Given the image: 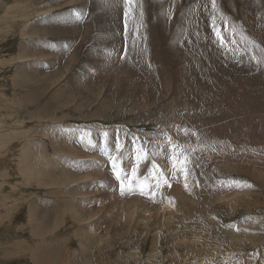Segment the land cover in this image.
Returning a JSON list of instances; mask_svg holds the SVG:
<instances>
[{"label":"rangeland","instance_id":"rangeland-1","mask_svg":"<svg viewBox=\"0 0 264 264\" xmlns=\"http://www.w3.org/2000/svg\"><path fill=\"white\" fill-rule=\"evenodd\" d=\"M69 1L0 0V264H264V0Z\"/></svg>","mask_w":264,"mask_h":264},{"label":"bare ground","instance_id":"bare-ground-1","mask_svg":"<svg viewBox=\"0 0 264 264\" xmlns=\"http://www.w3.org/2000/svg\"><path fill=\"white\" fill-rule=\"evenodd\" d=\"M92 1L93 0H74V1H69L67 4H75V3L79 4L80 3V4H83V6L88 7V6H91L90 3H92ZM204 19L205 18L200 17L198 19V22L202 23V22H204ZM245 45L248 47V50L250 51V49H249L250 45L247 44V43ZM262 53H263V51H262ZM131 76H133V75H131ZM231 92H233V93L232 94H226L227 95L226 97H228V99H232V97H233L232 95L235 94V91L233 89L231 90ZM243 96H244V93L242 95V98H240L239 96H238V98L243 100L244 99ZM240 103H241V101H240ZM241 113H242V116H240L238 118L242 119V122H244V120H246L247 111H242ZM67 136H69V137L67 139H65V142H70L71 144L76 143V141H74L73 139H77L78 137H82V138L85 137L84 135H81V136L75 135V136H73L72 134H67ZM210 138L213 139L212 136ZM52 140H53V142L56 143V146H57L58 139L57 138H52ZM3 145H4V140H3V144H2L1 147H3ZM70 154H72V153H70ZM165 155H168V154H165ZM165 155H157L156 157L149 159V161L152 163V166H154L157 162H160L161 159H163ZM187 157H188V155L185 154L184 152L179 153V152L176 151V153L173 156L168 155L167 162L171 161V162H175L176 163V161H182V160L184 161ZM113 162L116 163V168L119 171H123L127 167V160H125V157L122 156L121 154L118 155L117 157H113L109 161V165L107 166V168L108 167H112L113 168V166H112ZM135 170H136L135 175H133V170H132L129 173V177H128V182L130 183L132 189L134 190V193H133L134 196H133V203L128 205L127 213L131 212V215H134L135 214V212H134L135 209H138L137 207L139 205H141L142 202L144 200H147L148 198H151V199L158 198V199H160V202H159L160 204L158 206L153 207L152 210H145L143 208H139V210L141 209V211H140L141 213H139L137 215V224H138V226L146 229V228H148V226L152 222L153 218H158V219L159 218H165L167 215L172 214L175 209H179L181 207H184L187 204L190 205L193 209H196V208L200 207L199 204H197V203L192 201L191 195L187 194L186 191L180 192V193L175 195V194H173L170 191L169 183H166V182H163V181H160V182L156 183L155 181H153L151 179H148V180L146 179L145 180L143 177L146 176V175L148 176L150 174H153L154 176H156V174L154 172H150L149 173L147 167H140V169L136 167ZM169 172L174 174V170L172 168L169 169ZM156 177H154V178L156 179ZM158 178H160V177H158ZM217 183H218V185L216 186V188H218V189L228 188V187H231V185H229V184H234L233 182L226 183V184L225 183H221V182H217ZM141 189H142V191H141ZM239 197L240 196L236 197V199H239ZM234 201H235V199L232 197L231 194L230 195H220V196L216 197L212 202H210L208 208L212 210L213 206L215 207L216 204H228V205H231V204L234 203ZM126 220H129V219L127 218ZM40 236L42 237V235H40ZM191 259L194 260L193 257H191Z\"/></svg>","mask_w":264,"mask_h":264},{"label":"snow or ice","instance_id":"snow-or-ice-1","mask_svg":"<svg viewBox=\"0 0 264 264\" xmlns=\"http://www.w3.org/2000/svg\"><path fill=\"white\" fill-rule=\"evenodd\" d=\"M132 2V0H125V3H131ZM211 5H212V9L213 10H215L216 9V0H211ZM125 15H127V13H125ZM214 19V18H213ZM212 27H213V33H214V35L216 36V38H217V41L221 44V45H223V43H224V40H223V37H222V35H221V32H220V30L218 29V28H216V26H215V23H213V25H212ZM105 136H107V133H105L104 134ZM146 155V154H145ZM141 159V157H140V155H137V160L139 161ZM113 168L115 169L116 168V163L115 162H113ZM135 173H136V170L135 169H133V175H135ZM187 174V173H186ZM117 177L119 178L120 177V174L119 173H117ZM123 186V185H122ZM129 186H131V185H129ZM141 191H142V189H141Z\"/></svg>","mask_w":264,"mask_h":264}]
</instances>
